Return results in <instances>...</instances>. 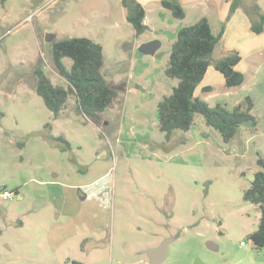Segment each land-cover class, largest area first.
I'll return each mask as SVG.
<instances>
[{
	"label": "rangeland",
	"instance_id": "rangeland-1",
	"mask_svg": "<svg viewBox=\"0 0 264 264\" xmlns=\"http://www.w3.org/2000/svg\"><path fill=\"white\" fill-rule=\"evenodd\" d=\"M126 12L120 0H0V264H150L145 250L173 236L162 264H264V247L249 239L261 212L243 197L264 158V67L257 74L260 63L245 58L246 81L228 88L210 65L197 90L230 108L250 95L256 126L241 125L226 142L196 114L189 130L167 139L157 104L178 83L165 73L178 19L160 14L138 36ZM158 33V52H141ZM83 36L103 45L101 71L118 95L92 119L71 94L55 118L34 68L67 86L52 42ZM230 50L222 42L213 57Z\"/></svg>",
	"mask_w": 264,
	"mask_h": 264
},
{
	"label": "trees",
	"instance_id": "trees-1",
	"mask_svg": "<svg viewBox=\"0 0 264 264\" xmlns=\"http://www.w3.org/2000/svg\"><path fill=\"white\" fill-rule=\"evenodd\" d=\"M248 1V2H246ZM259 0H232L228 16L222 22L217 34L213 32L207 17H202L193 24L183 25L177 31V38L171 46L165 73L176 78L170 94H165L158 101L159 128L170 139L175 130L187 131L194 123L196 114H202L207 125L213 127L228 142L237 134L239 127L249 123L256 126L257 120L252 109L253 98L248 95L234 107L224 104L210 105L196 95V89L205 77L210 65L220 71L228 88L241 86L246 81V74L236 68L242 60L237 50H230L219 59L213 57L218 45L223 41L228 20L241 8L251 21V30L264 32V10ZM126 8L127 20L132 24L135 34L141 35L149 29L145 23L146 10L138 0H122ZM162 5L169 9L177 19H183L186 11L180 0H162ZM54 64L58 74L67 86L55 84L46 74L42 64L34 68L37 77V93L46 106L57 118L65 108L69 96L74 94L79 110L89 118L95 119L113 102L118 95L117 88L103 75L104 47L90 37H64L53 40ZM72 60L70 67L64 58ZM203 91H211V86H204ZM48 126L51 124L48 123ZM47 139L61 150L71 148L70 142L63 135L48 134ZM259 169L250 186L244 190L245 200L258 205L261 215L258 228L249 234V239L256 248L264 247V158L257 159ZM18 192V190H15ZM70 264H87L80 260H70Z\"/></svg>",
	"mask_w": 264,
	"mask_h": 264
},
{
	"label": "crops",
	"instance_id": "crops-1",
	"mask_svg": "<svg viewBox=\"0 0 264 264\" xmlns=\"http://www.w3.org/2000/svg\"><path fill=\"white\" fill-rule=\"evenodd\" d=\"M138 1H140L145 7L146 10L145 23L148 25L149 29H152L153 26H155L152 25L150 22H153L154 19L158 20L160 14H163L168 17H170L171 15L172 17H174L171 11L162 5V0H138ZM180 1L185 8L186 16L183 19H178V21L175 22L174 24V28H180L183 25L193 24L196 21H198L200 18L207 17L211 23L213 32L215 34L219 32L222 22L226 20L232 2V0H180ZM259 5L264 10V0H259ZM190 11L195 15L194 21H187ZM213 21L216 22V25L213 24ZM157 28L161 31L165 27L161 25V26H157ZM159 36L162 37V35L158 33L157 35H155V37L152 38L160 39ZM222 42L223 45H225L226 47H229L231 50H237L242 55V60L236 66L238 70L244 72L242 69H240V66L244 62L245 58L251 60L250 64L260 63L258 65L257 74L264 67V32L255 33L251 30L250 18L243 9L241 8L237 9L232 15V17L228 20ZM157 52L158 50L156 51V53ZM245 54L247 55L245 56ZM209 68L205 74V77L209 71ZM201 83L196 89V95H198L197 90L200 87ZM204 86H210V85H204Z\"/></svg>",
	"mask_w": 264,
	"mask_h": 264
},
{
	"label": "water",
	"instance_id": "water-1",
	"mask_svg": "<svg viewBox=\"0 0 264 264\" xmlns=\"http://www.w3.org/2000/svg\"><path fill=\"white\" fill-rule=\"evenodd\" d=\"M54 34L47 33L46 40L53 39ZM161 41L159 39H153L140 45L139 50L146 54H155L160 48ZM176 239L175 236L164 239L157 247L149 248L145 250V253L150 259V264H162V262L168 257V245ZM208 246L211 248H217L218 246L213 242H208ZM194 264H202L197 260Z\"/></svg>",
	"mask_w": 264,
	"mask_h": 264
},
{
	"label": "built area",
	"instance_id": "built-area-1",
	"mask_svg": "<svg viewBox=\"0 0 264 264\" xmlns=\"http://www.w3.org/2000/svg\"><path fill=\"white\" fill-rule=\"evenodd\" d=\"M2 195H3V197H5V198H12L14 195H13V192H11V191H8V190H4L3 192H2ZM245 244V242H241V245H244Z\"/></svg>",
	"mask_w": 264,
	"mask_h": 264
}]
</instances>
